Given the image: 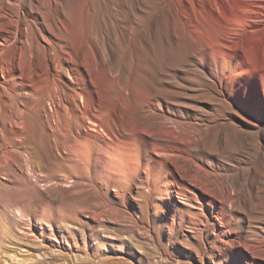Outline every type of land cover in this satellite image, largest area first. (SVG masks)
<instances>
[{
	"label": "rangeland",
	"instance_id": "1",
	"mask_svg": "<svg viewBox=\"0 0 264 264\" xmlns=\"http://www.w3.org/2000/svg\"><path fill=\"white\" fill-rule=\"evenodd\" d=\"M139 1L136 45L118 54L116 68L129 66L139 88L150 69L154 78L169 69L197 76L188 66V48L174 42L168 20L160 17L158 1ZM184 2L185 17L211 39L236 34L237 54L223 90L227 103L234 104L237 91L252 93L254 48L259 40L264 45V0ZM211 39L204 44L215 50ZM111 72L117 84L118 72ZM5 75L0 71V92L2 85L9 89L0 96L1 107L7 111L13 98L14 107L33 119L31 126L17 119L13 127L0 120V264H264L263 122L258 129L241 127L220 98L199 100L205 113L195 142L178 145L140 132L129 141L133 148L121 138L91 139L83 178L54 146L53 119L48 124L37 113L64 111L48 99L36 104L28 83L6 86L13 77ZM178 78L171 83L182 82ZM137 98L140 109L146 98ZM97 158L106 164L97 166ZM222 190L231 195L227 202Z\"/></svg>",
	"mask_w": 264,
	"mask_h": 264
},
{
	"label": "bare ground",
	"instance_id": "2",
	"mask_svg": "<svg viewBox=\"0 0 264 264\" xmlns=\"http://www.w3.org/2000/svg\"><path fill=\"white\" fill-rule=\"evenodd\" d=\"M138 1L0 0V71L13 77L7 78L9 80L6 86L23 88L28 83L32 89L29 95L32 100H37L36 104L48 99L49 103L64 111L62 116L58 113L60 110L54 111L52 108L50 115H42V111L37 113L41 121L48 124L50 118L53 119L55 127L53 126L50 135L56 136H53L54 146L65 152L67 161L75 165L83 178H86V153L91 147V139L106 137L113 142V138H121V144L129 147L132 136L140 132L151 138L169 137L178 145L189 143L190 140L195 142V128L202 122L199 118L205 113V107L199 100L209 103L216 100L214 97L220 98L227 106L225 109L230 110L235 119L241 121V127L258 129L261 127L260 122L264 123L262 41L259 40L254 48L257 75L254 78L256 84L251 87L252 93L248 90L237 91L234 104L227 103L223 90H227L224 88L225 81L231 77L227 73L228 64L237 54L233 40L236 34L229 33L219 39H211L200 31L197 24L192 23L194 20L185 17L187 7L184 0H157V9L163 14L160 17L168 20L174 42L188 48V66L196 68L194 72L198 73L197 76L190 77L187 73L169 69L154 78L150 69L143 76L146 83L139 88L137 83L131 82L132 73L127 68L129 66L120 64L116 68L118 54L130 52L135 44L137 16L140 11ZM205 38L212 40L215 50L204 44ZM37 69L41 70V74ZM114 69L118 72L117 84L112 79L113 76H110ZM179 74L181 79L178 78ZM177 78L182 82L171 83ZM1 88L0 96L7 94L8 87L2 85ZM137 96L146 98V103L143 100L144 104L142 101L140 109L137 105L141 104L135 102ZM12 100L10 99L7 107L5 105L7 111L0 105V120L4 125L13 127L17 119H22L25 123L29 118L33 119L32 115L29 116L30 113L14 107V99ZM28 125L31 126L30 123ZM257 135L254 132V136ZM62 138L68 140V145ZM151 145L155 148L156 143L151 142ZM178 145L169 147L181 149ZM127 153L129 156L132 153L129 148ZM103 164L101 158H97L96 165ZM221 195L226 202L231 198L226 190H222Z\"/></svg>",
	"mask_w": 264,
	"mask_h": 264
}]
</instances>
